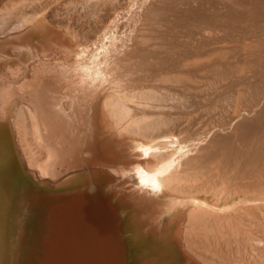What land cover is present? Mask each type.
Wrapping results in <instances>:
<instances>
[{"label":"bare ground","instance_id":"6f19581e","mask_svg":"<svg viewBox=\"0 0 264 264\" xmlns=\"http://www.w3.org/2000/svg\"><path fill=\"white\" fill-rule=\"evenodd\" d=\"M0 3V37L33 23L47 22L63 29L65 41L56 37L52 44L72 53L66 65L73 68V75L61 85L71 93L87 85L94 96L108 94L100 124L118 129L135 146L132 155L138 187L161 191L168 197L170 220L177 226L176 239L184 247V264H194L192 258L199 264H264V161H259L264 158V131L251 133L256 149H249L252 163L246 164L248 169L244 167L242 179H235L239 174L236 162H227L232 153L229 141H235L240 150L247 146L243 133L236 130L238 126L233 129L231 125L250 104H256L252 103L254 98L261 99V85H248L247 91L236 89L226 97L222 95L221 100L218 97L223 104L212 102L209 106L207 102L218 115L214 113L216 120L207 127L191 128L189 122L188 126L179 125L176 114L169 112L173 108L179 111L177 107L188 101L180 87L217 89L228 72L215 65L207 67L203 82L195 84L197 81H191L196 76L167 68L170 64L185 67L200 62V58L181 57L180 47L185 42L194 44L188 39L192 35L208 37L223 28L195 17L197 0ZM209 57L201 62L207 65ZM4 60L0 52V65ZM40 64L43 68L45 61ZM44 78L42 70L36 81ZM32 82L21 89L26 91ZM245 104L247 109L242 106ZM31 110V103L20 102L14 121L27 166L40 170L47 150L36 136ZM84 144L73 145L83 153L88 150ZM122 152L120 148L115 153L120 156ZM6 204L0 264H109L111 242L124 254L116 264H140L139 258L133 259L124 194L109 174L89 170L77 182L50 186L23 172L9 188Z\"/></svg>","mask_w":264,"mask_h":264},{"label":"rangeland","instance_id":"374dc122","mask_svg":"<svg viewBox=\"0 0 264 264\" xmlns=\"http://www.w3.org/2000/svg\"><path fill=\"white\" fill-rule=\"evenodd\" d=\"M229 1L197 0L194 10L195 12L196 9L199 10L195 17L198 15L197 19L223 28L208 37L200 38L199 35H192L188 39H192L194 44L185 42L179 49L183 52H180L183 58H200L199 60L203 61L210 56L211 60H208L207 65L200 61L185 67L174 64L167 67L172 72L183 70L184 73L196 76V80L191 81L192 83L197 81L195 84L203 82L202 75L208 73V69L213 65L216 69H224L225 72L228 69L226 78L218 83L219 86L216 85L217 89L204 90L200 85L195 86V89L179 88L180 92L184 90L185 100L188 101H184L183 105L187 108L181 106L184 109L177 107L179 111L174 108L169 111L176 114L177 120L180 121H178L179 125L186 126L189 122L188 127L199 129L212 124L216 120L217 113L216 110L214 112L209 108V103L223 104L220 98L228 96L236 89L247 91L248 85L254 88L261 85L259 90H263L262 94L264 93V88L261 89L264 86V0ZM240 1L241 6L237 5ZM41 34L42 36H39ZM56 37L65 41L63 29L47 22L33 23L22 31L0 37V52L5 57L3 64L0 65V250L4 236L3 216L7 206L8 191L16 184L23 172L28 173L33 180L50 186H65L77 182L85 172L92 170L99 175L109 174L113 183L124 194L128 210L127 220L130 225V245L134 249L133 259L139 258L140 264H184L185 262L182 261L184 247L176 239L177 226L170 220L172 207H169L168 197L163 196L161 191H145L138 187L132 155L135 146L118 129H108L105 123L100 124L104 100L108 94L101 93L100 96H94L92 88H87V85L82 91L79 89L71 93L68 87L61 85L68 83L73 75V68L66 65L70 62L72 53L55 48L52 39ZM185 39L187 40V37ZM40 61H45L43 68ZM202 67L205 69L203 70ZM238 67H242L244 71L241 70V73L236 70ZM42 70L46 78L37 82L36 79ZM31 81H33L31 87L23 91L22 85ZM195 90L196 92H193ZM190 94L194 95V98ZM262 94L258 95L262 96L261 99L254 98L252 103L256 102V104L248 106L249 109L253 108L252 112L247 109L248 104L242 105L247 109V112L244 111L246 114L242 112L236 123L231 125L233 129L238 126L236 130L243 133V138L247 139H243L247 148L241 150L235 145V141L232 144L229 141L232 153L228 155L230 158L227 162H236L239 172L236 181L245 176L242 173L246 170L244 167L248 169L246 164L252 163L248 153L249 149L251 151L256 149L254 145L256 143L251 133L264 131V94ZM20 102L32 104L33 127L39 142L47 150V156L40 163V170L27 166L19 141L14 119L16 107ZM192 104L198 106L193 107ZM189 106L191 111L188 109ZM260 108L262 109L259 111ZM177 112L180 113L178 116ZM182 113L186 115L189 113L191 116H187L190 119ZM225 114L228 116L229 113ZM243 114L244 118H242ZM180 116H184V119ZM59 131L61 135H57ZM248 139L251 141L250 144ZM76 142H84L83 147L88 150L79 153L73 145ZM231 145H233L232 149ZM120 148L123 152L118 156L115 152ZM235 153L237 156L234 155ZM260 160L263 162L264 158ZM259 161L256 159L258 165L261 162ZM124 163L126 165H123ZM75 242L77 244L82 241ZM114 244L115 242H111L109 264H116L124 259V254ZM192 260L194 264H199L196 263V259L192 258Z\"/></svg>","mask_w":264,"mask_h":264},{"label":"crops","instance_id":"0c3cea01","mask_svg":"<svg viewBox=\"0 0 264 264\" xmlns=\"http://www.w3.org/2000/svg\"><path fill=\"white\" fill-rule=\"evenodd\" d=\"M3 0H0V2H2Z\"/></svg>","mask_w":264,"mask_h":264}]
</instances>
